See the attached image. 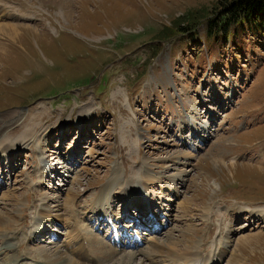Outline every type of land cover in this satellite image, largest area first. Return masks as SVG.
<instances>
[{"label": "rangeland", "instance_id": "1", "mask_svg": "<svg viewBox=\"0 0 264 264\" xmlns=\"http://www.w3.org/2000/svg\"><path fill=\"white\" fill-rule=\"evenodd\" d=\"M225 1L0 0V25L18 26L16 36L0 29V152H22L0 189V213L18 230L30 225L15 237L0 231V246L9 236L16 246L27 242L17 255L30 253L28 263L35 255L54 259L56 247H28L30 214L38 223L41 209L81 220L84 214L66 208L93 207L113 179L120 180L110 196L128 208L124 182L151 175L158 180L144 178L139 193L170 222L142 254L115 259L107 248L105 264H173L191 254L204 263L221 248L233 251L219 264L230 256L227 264H264V221L256 217L264 212V34L208 39V21ZM78 123L88 138L78 135ZM199 126L212 135L197 156L184 145ZM62 152L78 154L75 175L59 178L52 169L41 189L43 163L51 166ZM182 171L185 181H174ZM65 241L63 251L74 243L69 235ZM156 242L163 247L150 256ZM129 253L137 259L120 261ZM71 257L61 263L72 264Z\"/></svg>", "mask_w": 264, "mask_h": 264}, {"label": "bare ground", "instance_id": "2", "mask_svg": "<svg viewBox=\"0 0 264 264\" xmlns=\"http://www.w3.org/2000/svg\"><path fill=\"white\" fill-rule=\"evenodd\" d=\"M60 1L63 2V0H60ZM63 4H65V3H63ZM0 29H2V30L5 29V31L6 30H10L15 36L17 35V32H18V26H15V25H5V27H4V25H0ZM84 116H85V114H83V117ZM210 117L212 118V115ZM81 126H83V124L82 123H78L77 128L79 129V127L81 128ZM202 127L205 128V126H202ZM20 152H15L14 151V152H12L11 154L8 155L6 153L5 154L2 153V151H1L0 153L2 155H0V156H2L3 158H6L12 164L14 159H15V156H17V154H19ZM50 155L51 154H49L48 156H50ZM53 157L56 158V160H52L50 162H52V164L54 166L59 160H61L62 162L63 161L66 162L68 160V159H65V158H63V157H61L59 155H56V154H54ZM224 164H226V163H224ZM53 165L50 166L49 170H52V166ZM229 167L235 168L236 165H234V166L229 165ZM226 168H228V166ZM182 172L179 173L178 175H176L173 180L174 181H180V178H182L183 181H185L184 179H185V177L187 175V172H183V173ZM140 177H141V180L133 179V178L129 179V181H131L130 184L124 182L126 187L123 188L122 193H125L126 190L127 191H134L135 189H138V191H135L134 193L127 192V194H129L130 196H133V194H135V196L134 197H130V200L128 202V208H124L125 212L127 211V212L133 214L132 212L134 211V208L137 209V208L141 207V205L137 203V197L136 196H137L139 191H142L141 189H146L145 186L140 187V185H144L146 182L142 181L145 178L144 176H140ZM145 179H147L146 181L150 185L158 180V179H156V180L152 179L151 175L149 177H146ZM116 180H120V179H113L112 181H109L107 184H105V186L103 187V191L101 192V194L98 195L97 200L94 201L93 208L91 207V208H88L87 210H85L84 215H88V214L94 213L90 217V219L92 221H94V223L101 216L103 218H105L108 215L109 216H113L114 215V214L110 215L109 213H107L106 210L104 209V206H106L108 203H110V200L114 197V194H113V196H110L109 193L111 192L110 189L113 188L112 183H115ZM135 180H138V181L134 183ZM135 184H137V185H135ZM51 203L58 204L59 202L52 201ZM134 204H135V206H134ZM102 206H103V210H101V208H100ZM151 206H152L151 203L148 204V208L151 207ZM67 208H66V210L68 211L69 209H67ZM139 210L140 209H137V211H139ZM138 214H139V217L137 219L142 221V219H143L142 211L139 212ZM255 214L256 213H254V216H255ZM54 215H55V213H48V215H45V211L42 210L40 212V216H41L42 219H44V222H46L45 224L43 223V226L48 225L51 222H53L55 219H57L56 222L60 223L62 225V227H66L67 229H69L71 231V233H70V235H72L71 239L76 241L77 246L75 248L71 249L70 252L66 251V248H65V251H63V249H61L59 246H56V248H54V249H55V251H59V252L54 254V256H55L54 259H52L53 256H51L49 254H45L44 255V257H45L44 259L39 258V260H36V261H34V263L32 262L31 264H62L61 263L62 260L65 259L68 256V254L72 255V257H71L72 258V264H105L106 263L104 261H107L106 257H107L108 254H107L106 250H107V248H109V246L104 240L99 239L97 233L93 232L92 230L87 231L84 228V226L81 225V224L84 223V219L81 220V222H80V219L76 218V213L70 214L68 216L69 220H66V221L64 219H62L63 217H57V216L53 217ZM79 216L81 217V215H79ZM262 216L264 218V212L258 214L256 217H262ZM125 218H128V217H125ZM7 219L8 218H5L4 215L1 212L0 213V231H13V234H12L11 237H15L16 230L19 231V233L20 232L23 233L22 230H18L19 225L18 226L15 225L16 222L11 221L10 219H9L10 220L9 221ZM26 224H27V221H24L22 225H26ZM89 224H90V222H89ZM92 228L94 229V226ZM36 229H37L36 231L32 232L33 235L34 234L38 235V234H40V233H42L44 231V230H41V228H36ZM9 233H7V234H9ZM1 239H2L1 241L3 242V246L2 245L0 246V259L2 260L1 261L2 263L5 262V264H10L8 259H12L11 260L12 264H30L28 262H25L26 260L29 259L30 253H27V254L23 253L22 255L20 254V256L17 255V253L23 249L24 244H22V242L19 243V245L16 246L13 242L10 241L11 238L9 236L2 237ZM240 241H243V242H240V245L237 248H239L242 244L245 245V243H249V240L246 239V238L243 239V240L241 239ZM2 242H1V244H2ZM172 244H174V243H172ZM159 247H163V244H158L157 242L154 243L152 245V248L150 247L151 251H150L149 255L152 256L154 254L153 256H156V254H155L156 252L155 253L152 252V249L159 248ZM57 249H59V250H57ZM6 250H11V251H7L5 253ZM60 250H62L63 252L60 251ZM138 250H140V248L135 251L136 252L135 254H137V252L140 253ZM143 250H145V249H143ZM165 250H166V252H163ZM163 251H162L163 255H164V253H167L170 256L172 255V252L171 251L169 252L168 248L164 249ZM225 253H227L226 250L222 251L221 255H223ZM112 254H115V256H114V258H115V257L121 255L122 253H119L117 249L113 250L112 248H110V254L109 255H112ZM135 254L134 253L130 254V256H128L126 254L127 256H124L123 258L121 257L120 261L123 260V259L129 258V257H130L131 260L137 259ZM140 254H142V253H140ZM230 254H232V252H230ZM119 257H117V258H119ZM194 257L195 256L191 257L190 259L186 260L183 263L181 261L177 262L178 259H176V258H174L173 261L175 262V264H195V263H192V259H197V256L195 258ZM80 258H82V259H80ZM117 258H115V259H117ZM154 258L155 257H150V259H152V261H153ZM112 259L113 258H111L109 261H111ZM80 260L81 261H85V263L81 262ZM114 260H112V261H114ZM207 262L210 263L212 261L207 260ZM142 264H145V263H142Z\"/></svg>", "mask_w": 264, "mask_h": 264}, {"label": "trees", "instance_id": "3", "mask_svg": "<svg viewBox=\"0 0 264 264\" xmlns=\"http://www.w3.org/2000/svg\"><path fill=\"white\" fill-rule=\"evenodd\" d=\"M220 5L222 11L208 21V39H235L240 30L264 34V0H226Z\"/></svg>", "mask_w": 264, "mask_h": 264}, {"label": "water", "instance_id": "4", "mask_svg": "<svg viewBox=\"0 0 264 264\" xmlns=\"http://www.w3.org/2000/svg\"><path fill=\"white\" fill-rule=\"evenodd\" d=\"M194 23V22H193ZM195 23H196V21H195Z\"/></svg>", "mask_w": 264, "mask_h": 264}]
</instances>
